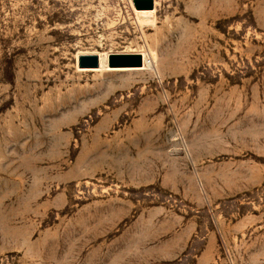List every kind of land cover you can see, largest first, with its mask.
<instances>
[{"label":"rangeland","instance_id":"obj_1","mask_svg":"<svg viewBox=\"0 0 264 264\" xmlns=\"http://www.w3.org/2000/svg\"><path fill=\"white\" fill-rule=\"evenodd\" d=\"M154 5L0 0V264H264V0ZM187 206L215 252L158 257Z\"/></svg>","mask_w":264,"mask_h":264},{"label":"crops","instance_id":"obj_2","mask_svg":"<svg viewBox=\"0 0 264 264\" xmlns=\"http://www.w3.org/2000/svg\"><path fill=\"white\" fill-rule=\"evenodd\" d=\"M124 53V52H120ZM129 54V53H125ZM169 154V158H170ZM131 154L128 155V160L125 162L124 169L125 175L124 178L127 180H131L130 182L125 183L122 188H136V184L133 183V179L138 177L137 168L132 165ZM197 156H191L189 163L187 166V170H185V178L187 180H194V175L192 173H188L189 169L195 166L197 162ZM193 193H195V185H192ZM193 195V194H192ZM188 210L186 213L181 216L180 224L168 222L169 230L166 232H162L161 234L156 232L158 239L157 247L153 248L157 253V256L160 258L172 257L179 258L182 256V253L191 252L194 250V244L201 243L202 244V253L205 256H208L209 253L215 252V245L219 242L220 235L212 232L209 226H206L205 223L202 222V211L200 209L187 206ZM163 236H168L165 240H163Z\"/></svg>","mask_w":264,"mask_h":264},{"label":"water","instance_id":"obj_3","mask_svg":"<svg viewBox=\"0 0 264 264\" xmlns=\"http://www.w3.org/2000/svg\"><path fill=\"white\" fill-rule=\"evenodd\" d=\"M133 5L136 10L139 11H150L155 8L154 0H133ZM129 58L137 61V66L142 65V59L139 55H125V54H111L109 56V65L114 66L117 59ZM78 67L80 69H98L100 67V57L97 54L80 55L78 57Z\"/></svg>","mask_w":264,"mask_h":264},{"label":"bare ground","instance_id":"obj_4","mask_svg":"<svg viewBox=\"0 0 264 264\" xmlns=\"http://www.w3.org/2000/svg\"><path fill=\"white\" fill-rule=\"evenodd\" d=\"M136 9V8H135ZM133 55H139L142 59V65L139 67H130V66H122V67H117V66H110L109 65V56L111 54H113L112 52H103V53H98L97 55L100 57V69L98 71H132V70H136V69H149L151 67V60L148 56V54H146V52L143 51H132L130 52ZM82 54L79 53L76 56V59L78 58V56ZM94 54V53H93ZM123 54V53H122ZM78 69V67H77ZM79 71H82L80 69H78ZM92 70V69H91Z\"/></svg>","mask_w":264,"mask_h":264},{"label":"built area","instance_id":"obj_5","mask_svg":"<svg viewBox=\"0 0 264 264\" xmlns=\"http://www.w3.org/2000/svg\"><path fill=\"white\" fill-rule=\"evenodd\" d=\"M130 7H132L133 0H126Z\"/></svg>","mask_w":264,"mask_h":264}]
</instances>
